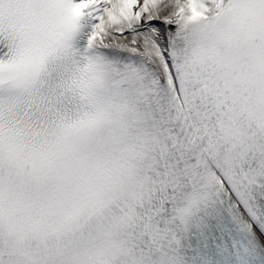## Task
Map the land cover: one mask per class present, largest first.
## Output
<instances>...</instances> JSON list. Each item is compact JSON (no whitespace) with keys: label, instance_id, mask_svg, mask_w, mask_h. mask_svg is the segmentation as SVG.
Listing matches in <instances>:
<instances>
[{"label":"snow or ice","instance_id":"snow-or-ice-1","mask_svg":"<svg viewBox=\"0 0 264 264\" xmlns=\"http://www.w3.org/2000/svg\"><path fill=\"white\" fill-rule=\"evenodd\" d=\"M0 264H264V0H0Z\"/></svg>","mask_w":264,"mask_h":264}]
</instances>
